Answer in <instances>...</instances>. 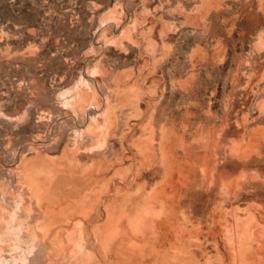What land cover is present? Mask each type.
<instances>
[{"label":"rangeland","instance_id":"obj_1","mask_svg":"<svg viewBox=\"0 0 264 264\" xmlns=\"http://www.w3.org/2000/svg\"><path fill=\"white\" fill-rule=\"evenodd\" d=\"M111 23L118 25L117 29L112 28ZM125 30H128L130 36L123 33H126ZM263 42L264 0H0V216L4 214L6 216L9 210L14 208V200L23 197L25 209L17 214L22 219L31 221V225L45 222L49 227L52 226L48 235L50 233L54 235V231H59L56 234L57 238L60 237L64 244H68L67 233L74 229L73 223L80 220L86 229L98 227L97 243L101 241L98 244L102 246L98 244L96 246L95 243L92 245L91 239L87 246L90 249L92 246V249L95 246V249L99 248L97 250V254H101V256L97 255L99 264H116L118 260L114 256L119 259L117 264H122L120 262L124 261L120 259L124 258L126 251L125 257L131 259L128 257H132L131 250L129 252L127 249L132 242L130 239L133 234L129 236L132 228L130 220H124L129 218L127 217L129 197L135 192L137 184L146 181L152 185L160 179L144 178L146 175L140 173L133 185L128 184L127 170L135 166L138 159L137 154L133 153L135 148L133 150L130 148L134 147L137 139L143 144L147 142H144L145 137L149 140L152 134L156 139L160 129L158 127L161 126L166 131L171 130L175 135L178 134L176 139L180 142L176 141L175 150L179 157H176L178 161L180 160V165L184 164L188 169H184L185 173H188L187 171L194 173V175L191 173L193 177L186 174L188 179H195L198 175L196 179L198 178L199 181L208 176V167L213 166L211 164L215 159L210 154L214 153L217 154L214 162L216 161L217 164L221 162L216 164V167L219 168L221 164L220 171L223 168L225 171L221 172L232 176L235 167L232 160V164L229 162V155L225 156L228 161L223 157L225 152L228 154L232 144L242 139V136L247 139L246 131L249 135L252 134L250 131L252 128L258 132L262 129L261 132H264V109H262L264 108V65L261 64H264ZM98 63L110 73L109 76L107 72L108 79L103 82L91 70ZM87 74L88 76L91 74L95 80L92 85L102 98L107 92H114L112 90L115 89L112 85L114 83L115 85L123 83L122 86L118 84L122 88L131 85L128 90L136 95L133 93L128 95L130 99H135L132 100L133 104L130 103V107L133 106V110L141 112V115L129 113L132 111L126 106L130 101L129 98L125 109H121L122 112H119L118 107L116 108L118 110L112 113V117L117 115L116 119L112 118L113 132L107 136L108 140L99 151V153L102 151L101 158L97 159L102 165L108 160V164H105L109 168L108 175L106 174V180L100 181L99 186L100 190L109 191L97 193L96 207H85L78 202L77 197L70 198L72 195H69L70 197L67 195L69 201L67 200L66 205L62 204L59 208L48 207L49 209H46L48 217L42 219V207H39L34 194H31L26 187L17 166L23 157L27 158L26 160L34 159L38 151V155L42 157L46 155L48 159L59 158L66 139L73 136V130H81L80 116L77 115L79 124L77 121L73 122L71 117L73 113L66 107L65 101L68 98L65 91L74 87L81 78L87 79ZM136 85L140 87L139 90ZM127 109L130 111L127 112ZM234 116L237 117V121ZM248 119L252 121L249 122ZM149 126L153 131L148 130L150 133L147 136ZM116 132L120 134L117 135ZM55 138L57 140L59 138V142ZM52 140L56 145L58 143L59 148L55 147V144L53 146ZM227 141L231 143L227 145ZM214 142L215 149L214 146L212 147L215 145ZM46 143L48 145H45ZM220 146L221 149L223 146L229 147L223 149L222 161L218 160V156L221 158V155H218L221 152ZM218 149L220 152L216 153ZM206 154V159L209 157L214 159H210L211 164L203 169L202 166L209 161H205L203 165L202 159ZM83 159L82 162L90 164V159L84 157ZM224 161H227L226 166L223 165ZM133 162L135 163L132 165ZM192 164L193 168H191ZM253 164V162L252 165L251 162L243 164L246 165L244 171L255 172L257 167ZM225 167H228V170ZM124 171L128 173L125 177ZM200 173L205 175L201 176ZM125 184L129 187L123 191ZM116 186L122 187L117 189ZM168 186L166 190H169ZM194 189L190 188L189 192L187 190L185 198L183 193L178 203L180 214L182 213L189 223L196 224L200 221L204 223L210 219L215 208L221 206L226 208V204L222 205L220 198L216 199L218 195H214L212 191L210 192L213 195L209 192V196H206L204 192ZM191 191L194 202L192 199H187L190 198ZM193 191L196 192L194 197ZM199 196L201 197L198 198ZM205 196L207 198H204ZM247 204L257 206L259 203L250 199L233 205V208L244 209ZM187 207L190 209L188 210ZM88 208L91 212L87 215L88 210L85 209ZM77 210L87 218L84 216L81 218ZM105 210L111 211L107 212L109 216L108 214L106 216ZM124 223L129 228H126V231H124L126 226ZM124 233H128L126 236L130 237L129 242ZM99 237L102 240H99ZM111 245L115 248H111ZM121 247L123 254L120 252ZM124 248L126 251L123 250ZM207 250L214 255L213 250L209 248ZM40 258L36 259L39 260L36 264H43L44 259ZM127 259L124 258L126 264Z\"/></svg>","mask_w":264,"mask_h":264},{"label":"bare ground","instance_id":"obj_2","mask_svg":"<svg viewBox=\"0 0 264 264\" xmlns=\"http://www.w3.org/2000/svg\"><path fill=\"white\" fill-rule=\"evenodd\" d=\"M111 27L114 29H117L118 25L111 23ZM125 31L126 33L125 32L123 33L125 35H128V32H127L128 30H125ZM261 64L264 65L263 63ZM91 70H92V73L100 77L102 82L105 81V79H108L107 72L109 73V71L106 72L104 67L103 66L101 67L99 63L95 64V66ZM91 74L89 76L87 74V79H84V77L81 78L80 81L78 80L79 82L74 85V87L72 86L69 91L68 90L65 91V95L67 93V98H68L65 101L66 107L69 108L73 113V116H71L73 119V122L74 121L76 122L78 120L77 115L80 116L79 121L81 123V130L74 129L73 136L70 138H68L69 135L67 134L68 140L66 139L64 148L61 151L62 152L61 156L57 159H48L45 157L46 155H44V157L38 155L39 151L37 152L36 151L37 149L35 148L36 149L35 151L37 153L34 152L36 153L35 156L33 157L34 159L26 160L27 158L24 159L23 157V159H20L19 164L17 166L26 184V187L31 192V194L32 193L34 194V198L37 199L36 203H38L39 207H42V210H43L41 211L42 219H46V216L48 215V214L46 215V209H49L48 207H52V208L58 207L59 208V206H61L62 204L66 205L69 201L67 199L68 197H70L69 195H72L70 198L74 196L77 197L78 202L85 205V207H88V206L96 207L97 193L99 194L100 192L107 191V189L106 191H104V189L100 190L99 185H100V181L105 179L106 174L108 173L109 168L108 166H105V164H108V160L106 163H104V165H102V163L98 162L97 159L101 158L100 156L102 155L101 154L102 151L101 153H99V151L102 148V146L105 144V141L108 140L107 136H109V134L113 132L114 119L112 118L115 117L116 119L117 115L115 114L116 116L112 117V113H114L115 110L117 111L118 109L116 108L118 107L120 109L119 110L120 112L121 109H123L125 105L128 103L129 105L127 104L126 106L127 107L129 106V108L132 109V111L129 110L130 111L129 112L128 111L129 108H128L127 112H129L130 114L131 112H133L134 114L136 113V116L138 114L141 115L140 110L137 109V111L140 112L138 113L133 110L132 108L133 106L130 107V103H132V100L135 101V99H130L128 97L129 94L132 95L133 93V92L130 93V90H128V87L130 88L131 85L129 86L127 85V88H122L120 86H122L123 83L121 82L118 83L120 84V86L118 84L115 85L116 83H114L112 84L115 87V89H112L114 92H107L108 91L107 90L106 91L107 94H105L104 97L102 98L99 93L97 94V92L95 91V88L92 85V82H95V80L93 79ZM109 76H110V73H109ZM79 77H82V76H79ZM261 78H262V75H261ZM136 81H137V78H136ZM102 87H103V84H102ZM136 87L137 89L138 88L140 89L138 85H136ZM112 90L109 89V91H112ZM253 92L255 93V91ZM137 93L139 94V92ZM63 95L61 94V96ZM101 95H103V93ZM133 95H136V94L133 93ZM128 98L130 99L129 102H127ZM65 104H64V107H65ZM134 105L136 106L138 104H134ZM263 107H264V104H263ZM130 119H127V120H130ZM245 120L247 121L246 118ZM236 121H237V117H236ZM115 123H117V120ZM115 126L117 125L115 124ZM150 126L154 128L151 124ZM150 126L147 128V131L152 130ZM157 126H155V128H157ZM126 128L129 129L128 127ZM158 128L160 129L158 131V137L156 138L157 140L154 138L153 136L154 134L151 133L152 135L150 136V139L149 137H147V139L149 140H146V137H145L144 142L147 141L145 144L139 143L137 139V141L134 140L135 141L134 143L136 144L133 145L132 143L134 147L130 148L132 150L135 148L136 152L135 151L134 152L132 151V152L134 154L135 153L137 154L136 157L138 159L137 161L134 160L133 158H135L134 157L135 155L132 153L134 155L132 159L136 161V165L130 167L129 171L126 169L127 172H129V177L126 180L127 182H129L128 184L133 185V183H135V180L138 179V176L140 175V173H144L146 175L144 176V178L156 177L160 179V181L158 180L159 182L156 181V183L152 185L151 183L149 185V183H147L146 181H143L141 184H137L136 189L134 188L135 192L133 191L134 192L133 195L129 197V203H130L128 206L129 216H127L129 218L124 219V220H128V219L130 220L132 232H130L129 236L132 234L133 236H132V239H130L131 236L130 237L126 236V234L128 233H124V235L128 238V242H129V239L130 241H132L131 245H129L127 249L129 250V252L131 250V253H132L131 254L132 257L128 256L131 258L129 259L131 263L127 259V257H125L126 255L125 253H127L126 249L125 248L123 249L126 251V252L125 251L123 252H125L124 258L127 259L126 260L127 264L129 263L130 264H264V175H263V171H264V132H261L263 130L261 129L258 132L257 129L259 128L256 127L257 131H255L252 128L255 132L251 129L250 131H252L251 132L252 134L250 135L248 131H246V134H248L247 135L248 137L246 136L247 139L243 138L244 136H242V139L240 138V140L237 142L235 141L237 139H235L234 140L235 142L232 144V146L230 145L231 147L229 149L228 154L224 151L225 152V155H224V153L222 152L223 149L229 148L228 146H226L227 148L223 146L222 147L223 149H221V146H220L221 152L219 151L220 149L217 150L216 153H218L219 151L220 153H218V155L219 154L221 155V158L218 156V160L220 159L222 161L223 157H225L226 155L230 156L229 162L231 163V160H232L233 166L235 167V172L232 174V176L221 172V171H225L223 170V168L220 171L219 168L222 167L221 164L220 166H218L219 168L216 167L217 162L215 161L216 162L215 163L214 160L216 159L217 154L214 155L215 153L213 152L214 154H210V156L212 157L214 156L215 159L210 158V157L209 159H206L207 154H206V157H203L202 159L203 165L205 161L209 160L208 162H206L207 164L205 163L206 165L202 166L203 169L206 168V166L209 165V163L211 164L210 159L212 160L214 159L211 164L213 166L208 167L209 169L207 171H209L208 172L209 174L207 173L206 170H204L205 173L208 174V176L206 175L203 179L198 181V178L196 179L198 175H196L195 179L192 178L195 180V183H194V180L191 181L192 179L190 180L186 177L187 176L186 174H189L190 177H193L191 175L192 174L194 175V173L191 172L192 173L191 174L189 173V171H187L188 173H185L186 170L184 171V169H187V168H185L186 166L184 164H183L184 168L182 171L181 168L183 165L182 166L180 165V162H179L180 160L178 161L176 157L178 156L176 155L177 151L175 150L176 141H179V139L178 140L176 139V136H178V134L176 133L177 135H175L174 132L171 130L166 131L161 126ZM166 129L168 130L167 127ZM237 130L235 131L240 133L239 129ZM129 131H127V133ZM150 131L147 132L146 134L147 136L149 135ZM98 133L99 134L101 133V135H99ZM116 133L117 135L120 134V133L118 134V132ZM58 134L60 135L61 133H58ZM99 136H101V138L98 139ZM61 137L63 138V134L61 135ZM55 139L57 142H59L57 138ZM142 139H140V141ZM53 141L54 140H52V143ZM47 143L49 142L47 141ZM47 143L45 145H48ZM230 143H228L227 141V145H229ZM54 144L55 143H53V146ZM108 144H109V141H108ZM43 145H44V142H43ZM50 146L52 145H49V147ZM56 146L58 147V143L57 145L55 144V147ZM106 146H104V148H106ZM215 146H216V143L215 145H212L214 149H215ZM103 151L105 152L106 149ZM221 153L224 155L223 157ZM83 157L86 158L87 160L90 159V164H87V162H82V160H84ZM225 158L226 160L228 159L227 157ZM226 162L224 161L223 165L226 166L227 164ZM250 162H251V165L253 162L254 163L253 165L257 167V170L255 172L251 171L253 173H247L246 171H244L245 170L244 168L246 165L243 166V164H248ZM134 163L135 162H133L132 165ZM253 167L251 168L253 169ZM191 168H193V164ZM225 168H227L228 170V167H225ZM192 170L194 171V169ZM127 172H125L124 177L126 176ZM201 174L203 173H200V175ZM229 174H230V171H229ZM204 175H201V176H204ZM196 181H198V183H196ZM128 184H125V187L123 186L124 187L123 191L126 189V187H129ZM109 185L110 183L107 186L109 187ZM167 186L169 187V190H166ZM118 187H122V186H118ZM190 188L191 190L195 188L196 189V190L194 189L195 191H200V192L202 191V193L204 192V194H207L206 196H209L208 193L212 191V193H215L214 195H218V197L216 196V199L220 198L222 205L223 203L226 204L225 206L226 208L225 209L224 207L221 208L222 206L215 208L212 211L210 219L204 221V223L201 221L196 224L189 223V220L186 217H184L182 213L180 214L178 203L180 201L182 194L184 193L183 197L185 198L186 197L185 194H187L186 191L188 190L189 192ZM98 189H99V192H98ZM195 191H193V194H194L193 197L195 196V193H196ZM212 193L210 192L211 195H213ZM198 194L200 193L198 192ZM67 195L68 197H66ZM116 195H118V193ZM190 195H191L190 198L188 197L187 199H192L191 198L192 191ZM201 196H199L198 198H200ZM206 196L204 198H207ZM198 198L197 200H199ZM250 199L258 201L259 204L257 206L247 204V207L244 209H240L238 207L233 208V205H238L239 202L249 201ZM192 200L194 202V199ZM70 201L72 200L70 199ZM74 201L76 200L74 199ZM200 201L202 200L200 199ZM126 202L128 203V200H126ZM13 203H14L13 205L14 208H12L11 211L9 210L6 216L5 214L3 216L2 215L0 216V264H36V262L39 261V260L36 261V259H38L39 257L44 259V262H42L43 264H97L98 263L97 255L100 253L97 254V250L99 248L98 247H97L98 249H95V248L98 245H100V247L102 246L101 244H98L99 242L101 243V241H98L97 243V231H98L97 228L98 227L95 229L94 227H92V229L90 230L86 229L84 228L85 226L84 227L82 226L83 222L81 223L80 220H78L77 222H75L77 223L76 225L75 223H73L72 227L75 226L74 229L69 230V232L67 233L68 237L65 235L67 237L68 244H64L60 240V237L57 238L56 234L59 231L52 230V232L53 231L55 232L54 235H51L52 233L48 235L49 229H51L52 227V226L49 227L48 226L49 224H46L45 222L43 223L38 222V223H35L34 225H31L30 224L31 221L28 222L29 220L26 221L22 219L21 217H19L17 212L19 211L22 212L25 209V199L23 197H20L14 200ZM69 204H71V202ZM107 206L105 209H107ZM79 207H82V206H79ZM124 208H125V204H124L123 210ZM187 209L189 210L190 208L187 207ZM0 210H1V207H0ZM85 210H88V212L86 213L87 215L88 213L91 212L89 211L90 208L85 209ZM105 211H106V216L109 212H111V211L108 212V210H105ZM128 212L126 213L128 214ZM47 213H48V210H47ZM82 214H80L81 218L83 216L86 217L85 214L84 215ZM109 215L110 214H108V216ZM124 220L122 221L125 222ZM124 224L126 225V223ZM126 226H125L124 231H126V228H128V225ZM117 231L118 229H116V232ZM101 235L102 234L100 232V236ZM126 237L125 239H127ZM90 239L92 241V245L93 243H95L94 245H96L94 249H92L93 246L91 249L88 248L89 246H87ZM98 239L102 240L101 237H99ZM105 239H106V236H105ZM209 241H212V242L209 243ZM102 243H104V241ZM112 247L113 245H111V248ZM129 247L131 248L129 249ZM208 248L214 251V255H211L213 252L210 254V252L207 250ZM118 249L120 248H117V250ZM104 250L105 248H103L102 251ZM117 250L115 252H117ZM121 251H122V247H121L120 252ZM129 252H128V255H129ZM114 258L115 259L117 258L116 260H118V262L117 261L115 262L119 263L118 257L114 256ZM124 258L120 259L124 261V262L121 261L120 263L126 264Z\"/></svg>","mask_w":264,"mask_h":264}]
</instances>
